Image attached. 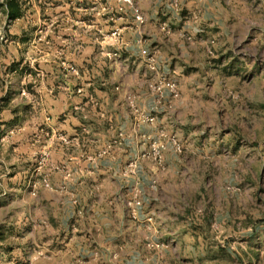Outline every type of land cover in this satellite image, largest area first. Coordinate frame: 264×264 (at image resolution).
I'll return each instance as SVG.
<instances>
[{"label":"crops","instance_id":"0c3cea01","mask_svg":"<svg viewBox=\"0 0 264 264\" xmlns=\"http://www.w3.org/2000/svg\"><path fill=\"white\" fill-rule=\"evenodd\" d=\"M18 1L24 13L7 25L10 35L0 38V98L8 96L0 112V130L15 129L0 149V166L9 164L16 170L0 177L11 184L8 194L13 196L3 201L5 215L0 217L9 232L8 263L191 260L186 252L196 241L182 235L175 220L176 201L182 198L175 171L185 161L171 147L163 152L162 168L140 154L149 150L159 128L177 135L174 125L185 122L184 112L177 108L179 103L183 106L186 82L179 72L186 62L201 60L202 41H188L191 26L170 0H134L143 22L131 10L118 13L115 0ZM182 1L194 14L193 30L202 39L209 26L218 23L212 21L210 1ZM163 23L177 28L166 33L160 28ZM114 30L116 36L111 34ZM141 48L156 58L155 72L147 69ZM19 60L11 70L10 64ZM62 62L73 65L77 73ZM23 64L30 72L19 70ZM161 75L176 80L180 96H167L156 105L148 83ZM128 95L139 108L155 113L154 125L136 122ZM13 117L16 123L7 126ZM108 143L110 150L101 155ZM40 178L52 188L38 184L33 196L28 183ZM135 188L143 204L133 218L126 201Z\"/></svg>","mask_w":264,"mask_h":264},{"label":"rangeland","instance_id":"374dc122","mask_svg":"<svg viewBox=\"0 0 264 264\" xmlns=\"http://www.w3.org/2000/svg\"><path fill=\"white\" fill-rule=\"evenodd\" d=\"M208 1L218 23L202 39L182 0L177 10L191 26L188 41L201 40L205 49L201 60L186 62L179 72L186 82L183 106L177 108L185 122L174 127L182 129L176 156L185 164L175 171L182 194L175 220L179 232L196 241L184 264H264V0ZM1 12L0 38L10 35ZM3 130L0 149L11 135ZM9 166H0V177L16 171ZM9 186L0 181V194L6 192L0 217L3 201L13 197ZM6 225L0 222V264H9Z\"/></svg>","mask_w":264,"mask_h":264},{"label":"built area","instance_id":"2783aa9c","mask_svg":"<svg viewBox=\"0 0 264 264\" xmlns=\"http://www.w3.org/2000/svg\"><path fill=\"white\" fill-rule=\"evenodd\" d=\"M116 6L115 10L123 14L127 10H131L134 12V17L137 21L143 22L144 17L143 15L135 10V4L134 0H115ZM172 8L177 11L179 0H170ZM161 30H163L166 33L170 32V28L167 24L163 23L161 25ZM112 35H117V31L114 30ZM2 39V37H1ZM140 56L143 58V61L147 67L152 72H155L158 69L157 60L154 57L153 54H151L146 48L140 49ZM63 65H65L70 71L77 73V69L73 65H69L66 62H62ZM148 89L152 93V95L155 98L156 105H160L163 103V100L168 96L169 99H177L180 95L178 84L176 80L170 77H166L164 75H161L153 80H151L148 83ZM77 92H82V89H77ZM26 90L23 88L21 90V94H25ZM134 96L128 95L127 100L128 104L132 110V113L135 117V120L137 123L140 124H148V125H154L156 123V115L153 111H144L141 108L137 106L134 100ZM167 108L171 107L170 101H167L166 104ZM15 129H9V133H13ZM112 143H108L105 145V147L100 152L101 155L106 154L110 148ZM168 147H171V149L174 151V153H181L182 151V145L180 141L177 139L176 135L168 133L165 129L159 128L157 130V133L154 138H150L149 141V150L144 151L140 154V156H149L151 157L158 166L161 168L164 166L163 163V152ZM43 160V157L39 159V163H41ZM133 166H135L134 163H132ZM131 165V166H132ZM38 184H42L45 187L52 188L51 183L46 178H40V179H33L28 183V187L30 190V194L35 196L36 195V189ZM142 200L140 198V190L139 189H133V191L130 194V197L126 201V205L130 211V215L133 218L137 217L138 214V208L142 206ZM148 219H151V216L148 217ZM151 246L159 247V243H150ZM156 264V263H154Z\"/></svg>","mask_w":264,"mask_h":264},{"label":"trees","instance_id":"16d2710c","mask_svg":"<svg viewBox=\"0 0 264 264\" xmlns=\"http://www.w3.org/2000/svg\"><path fill=\"white\" fill-rule=\"evenodd\" d=\"M0 10L5 14L6 16V23L9 24L11 21L15 20L16 18H19L24 13V8L21 2L18 0H2L0 1ZM23 35V34H22ZM21 61L13 62L10 64L11 70L17 69L16 66H19ZM22 72H30V68L28 64H23L20 69ZM8 96L4 95L0 98V112L7 101ZM13 123H16V118H12L11 120L7 121L6 124L12 125Z\"/></svg>","mask_w":264,"mask_h":264}]
</instances>
